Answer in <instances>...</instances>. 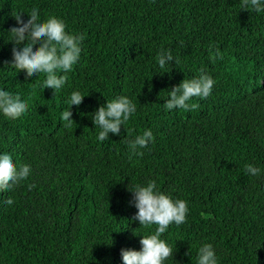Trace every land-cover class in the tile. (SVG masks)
Returning <instances> with one entry per match:
<instances>
[{
  "label": "trees",
  "instance_id": "obj_1",
  "mask_svg": "<svg viewBox=\"0 0 264 264\" xmlns=\"http://www.w3.org/2000/svg\"><path fill=\"white\" fill-rule=\"evenodd\" d=\"M34 4L41 19L85 36L55 94L43 74L10 63L13 15ZM161 49L179 60L163 75ZM201 69L215 81L211 95L193 98V111L165 110L168 91ZM0 87L29 101L19 118L0 112V151L32 168L0 191V264H122L121 249L139 250L148 231L132 220L128 188L150 180L189 209L162 234L174 251L165 264H196L204 243L218 264H264V173L245 169L264 170V13L240 0H0ZM74 90L85 97L65 128ZM121 95L137 111L99 142L91 113ZM146 129L153 140L135 155L128 142Z\"/></svg>",
  "mask_w": 264,
  "mask_h": 264
},
{
  "label": "clouds",
  "instance_id": "obj_2",
  "mask_svg": "<svg viewBox=\"0 0 264 264\" xmlns=\"http://www.w3.org/2000/svg\"><path fill=\"white\" fill-rule=\"evenodd\" d=\"M241 9L264 13V0H240ZM27 13V18L24 14ZM18 21L9 33V41L13 42L10 63L20 70H24L26 77L43 74L41 82L43 90L50 88L54 94L66 84L67 73L78 62L81 53V42L85 36L81 33L66 31L64 21L56 16L40 18V8L33 5L30 12L23 10L13 15ZM27 33V34H26ZM216 58H222L219 49L215 51ZM179 63L170 50L161 49L156 56V62L163 75L172 62ZM63 73V74H61ZM214 79L204 73L191 79H183L168 91V98L164 102L165 110L182 109L193 111L198 105L191 102L193 98L205 99L211 95ZM85 95L74 90L68 96L66 103L69 107L60 113V120L65 128L71 127L73 113L71 107L79 106ZM29 109V101L22 98L20 92L0 87V112L11 118H19ZM137 106L126 95L106 100L91 113L94 128L97 129L96 140L103 142L109 139V134L119 135L121 125L126 124L136 113ZM153 140L151 129L136 135L128 142L130 151L135 155H143L142 149L147 148ZM246 171L255 176L264 173L252 164L245 165ZM32 173L29 164L17 165L8 151H0V191L11 190L21 181L26 180ZM132 193L130 203L137 209L133 221H138L140 227L148 229L140 239V249H121L122 264H165L169 257L173 258V246L162 239L169 225H180L185 222L189 211L187 201L173 199L169 194L160 191L156 182L134 184L128 188ZM12 205L11 198L5 201ZM152 226H155L154 229ZM135 234V233H134ZM112 243V240H111ZM176 264L178 262L176 261ZM196 264H218V257L212 244L204 243L197 249Z\"/></svg>",
  "mask_w": 264,
  "mask_h": 264
}]
</instances>
